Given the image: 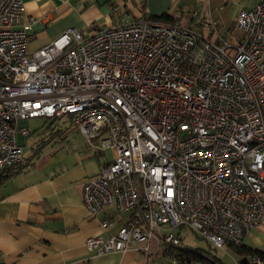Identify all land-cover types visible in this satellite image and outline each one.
Here are the masks:
<instances>
[{"label":"built area","instance_id":"built-area-1","mask_svg":"<svg viewBox=\"0 0 264 264\" xmlns=\"http://www.w3.org/2000/svg\"><path fill=\"white\" fill-rule=\"evenodd\" d=\"M34 23L21 0H0V172L22 162L19 121L66 118L90 150L112 151L83 186L87 214L126 217L86 238L88 253L143 245L148 257L152 241L179 247L181 228L242 245L264 220V0L238 14L237 44L144 18L29 53Z\"/></svg>","mask_w":264,"mask_h":264},{"label":"crops","instance_id":"crops-1","mask_svg":"<svg viewBox=\"0 0 264 264\" xmlns=\"http://www.w3.org/2000/svg\"><path fill=\"white\" fill-rule=\"evenodd\" d=\"M21 1L26 16L35 21L29 53L69 29L87 37L102 28L162 16L210 40L237 44L243 40L236 28L238 14L254 6V0ZM204 22L213 23L217 32L209 33ZM68 129L80 136L82 146L73 147L68 142L70 147L52 154L40 152L29 162L22 161L20 169L6 179L7 172H0V264H157L144 255L143 245L102 256L85 249L86 238L115 235L126 217L118 219L112 210L97 217L87 214L82 205L83 186L97 175L102 164L111 160L112 151L90 150L69 123ZM105 220L110 222L107 229L101 227ZM242 245L264 254V220L247 234ZM158 247L157 241H152L150 251ZM223 251L233 264H252L250 257L237 256L228 246ZM218 264H222L219 259Z\"/></svg>","mask_w":264,"mask_h":264},{"label":"rangeland","instance_id":"rangeland-1","mask_svg":"<svg viewBox=\"0 0 264 264\" xmlns=\"http://www.w3.org/2000/svg\"><path fill=\"white\" fill-rule=\"evenodd\" d=\"M67 119L63 118L55 121H45V119H28L19 121L17 124V142L22 147V161L29 162L33 156L41 153L52 154L60 149L82 146L80 136L76 132L68 129ZM26 130L29 136H22L21 131ZM63 133V134H62ZM68 142H70L68 144ZM84 146V145H83ZM172 232L182 238V243L176 250L164 251L162 247L152 248L150 260L157 264H176V255L180 251L204 252L217 257L222 264H233L232 258L224 252V248L215 249L204 241L198 234L186 228L174 229Z\"/></svg>","mask_w":264,"mask_h":264},{"label":"trees","instance_id":"trees-1","mask_svg":"<svg viewBox=\"0 0 264 264\" xmlns=\"http://www.w3.org/2000/svg\"><path fill=\"white\" fill-rule=\"evenodd\" d=\"M163 21H171L169 17L162 16L160 18H157ZM49 121V120H45ZM20 169V165L16 167V169L9 170L7 172V176L4 178L10 177L13 172ZM228 248L237 256L241 257H250L251 259H258L262 264H264V254L257 251V250H251L243 245L237 246V245H228ZM170 250H176V248H168ZM164 251H168L167 249ZM176 264H218V259H216L214 256H211L204 252H186V251H180L176 255ZM240 264H249V262H241Z\"/></svg>","mask_w":264,"mask_h":264}]
</instances>
